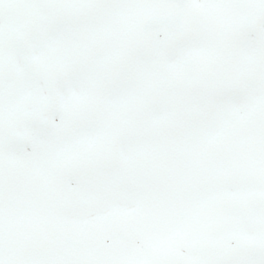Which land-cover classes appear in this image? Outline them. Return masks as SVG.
Instances as JSON below:
<instances>
[{
  "label": "snow or ice",
  "instance_id": "1",
  "mask_svg": "<svg viewBox=\"0 0 264 264\" xmlns=\"http://www.w3.org/2000/svg\"><path fill=\"white\" fill-rule=\"evenodd\" d=\"M0 264H264V0H0Z\"/></svg>",
  "mask_w": 264,
  "mask_h": 264
}]
</instances>
